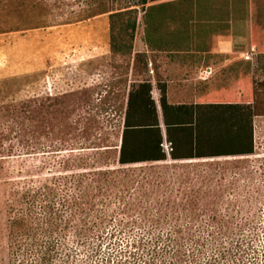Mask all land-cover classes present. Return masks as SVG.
Returning a JSON list of instances; mask_svg holds the SVG:
<instances>
[{
  "label": "rangeland",
  "instance_id": "1",
  "mask_svg": "<svg viewBox=\"0 0 264 264\" xmlns=\"http://www.w3.org/2000/svg\"><path fill=\"white\" fill-rule=\"evenodd\" d=\"M21 1L24 17L34 19L40 13L46 14L52 25L7 31L13 21L6 13L5 0H0V144L31 143L32 138L36 141L33 143H39L41 149H29L28 152L34 154L24 157L26 165L40 166L34 174L51 172L59 175L120 167L121 172L127 171L130 177L150 183L145 186L146 199L142 200L141 206L152 205L151 211L156 204L197 207V216L189 212L179 213L177 222L183 226L180 231L173 232L181 244L179 250L185 260L182 264H197L192 261L190 243V239L196 237L209 241L215 237L221 239L228 252L224 261L218 260L214 264H262L264 115L253 121V155L212 158L193 164L171 160L123 167L118 164L126 95L131 82L139 75L145 77L152 71L158 73L157 65L166 59L184 56L196 44H206L213 41L215 35H223L209 31L206 23L212 19L208 14L212 5L210 0H162L148 3L144 8L138 4L139 0ZM263 2L231 0L229 4L234 17L238 12L247 11L253 27L257 25L259 28V8ZM159 3H164V7L152 12L148 18L146 8ZM218 3L225 4L222 0ZM102 7L114 11H137L133 42L147 60H152L153 65L148 63V70L139 63L133 70L132 59L111 53L110 11L82 21L77 20L79 17L66 21L71 16L95 13ZM147 19L158 26V35L154 37H160L162 50H152L145 41ZM251 44H254L253 40ZM255 47L259 52V46ZM254 69L257 112L264 114V80H260L258 68L254 66ZM19 131L21 133L17 134ZM10 166L14 171L10 176L18 175L15 169L18 165L10 162ZM2 178L0 175V184ZM4 198L3 186H0V264H8V215ZM176 217L164 218L170 221L168 225L163 230H155L140 224V220H144L140 215H118L107 231H111L120 219L137 224L131 223V228L104 240L99 259L142 236L146 244L157 234L166 237L169 231L166 227L173 226L174 229ZM221 221L229 222L234 228L238 225L237 230L233 234L220 230L217 222ZM187 226L192 229L186 230ZM74 248L79 258L88 251L80 246L74 245ZM140 249L137 245L128 247L131 252H145ZM211 254L216 252L206 246L204 255H198L206 259ZM161 256L164 258H153L154 264H179L172 250Z\"/></svg>",
  "mask_w": 264,
  "mask_h": 264
},
{
  "label": "trees",
  "instance_id": "2",
  "mask_svg": "<svg viewBox=\"0 0 264 264\" xmlns=\"http://www.w3.org/2000/svg\"><path fill=\"white\" fill-rule=\"evenodd\" d=\"M159 1L162 0H139L138 4L144 8L148 3ZM164 5L152 4L146 8L145 14L149 18L152 12L158 11ZM22 7L21 0H5V9L8 11L6 13L13 21L7 31L52 25L46 14L40 13L34 19L24 17ZM109 11L111 53L132 59L133 70L138 63L148 70L149 60L142 51L135 48L133 42L137 28L135 9L114 11L102 7L95 13L71 16L66 21L77 17L78 21H82ZM147 23L145 41L148 47L152 50H162L160 37H154L158 35V26L151 24L149 19ZM253 43V46L264 48L262 32L257 25L253 27ZM157 86L160 89L159 102L165 136L151 96V82L147 79L138 83L131 82L126 95L118 147V164L121 167L168 160L193 164L212 158L254 154L253 121L255 117L264 115L257 112L255 92L251 94L253 102L248 104L217 102L209 105H172L167 101L165 86L159 82ZM33 142L36 141L32 138L31 143L21 144L19 141L18 145L0 144V175L3 176L0 186H3L4 204L8 215V264H141L147 255L151 256L142 263L154 264V257L164 258L161 255L169 250L176 255L175 259L179 264L185 262L179 250V238L174 237L173 232L180 231L179 228L183 226H179L177 222L179 213L189 212L197 216V207L156 204L151 211L149 209L152 205L141 206L146 199L145 186L150 183L130 177L127 171L121 172L120 167L89 172L71 171L59 175L51 172L34 174L40 166L26 165L24 159L34 154L28 152L29 149H41L39 143ZM164 142L170 143L169 154L165 152ZM10 162L18 165L15 168L18 175L10 176L14 173ZM23 171L26 174L22 175ZM123 214L130 217L140 215L144 219L140 220V224L155 230H163L165 225H168L170 221L164 218L177 217L174 229L173 226L166 227V231L169 230L166 237L157 234L146 244L142 236L127 243L124 248H116V253H107L99 259L104 240L112 239L116 234L131 228V223L137 224L120 219L111 231H107L112 221ZM213 220L216 221L215 216ZM217 223L220 230H227L232 234L238 226L234 228V225L226 221ZM191 226H187L186 230H191ZM171 229L173 231H170ZM232 241L233 239L230 241L231 245ZM236 241L239 242L240 239L237 238ZM190 243L192 261L197 264H214L223 260L228 252L217 237L211 241L196 237L190 239ZM74 245L82 249L84 247L88 251L83 252L85 255L79 258L75 248L73 249ZM136 245L145 251L144 256L137 250H128L129 246ZM206 246H210L216 254L203 259L198 254L203 256ZM141 257L143 259H140Z\"/></svg>",
  "mask_w": 264,
  "mask_h": 264
},
{
  "label": "crops",
  "instance_id": "3",
  "mask_svg": "<svg viewBox=\"0 0 264 264\" xmlns=\"http://www.w3.org/2000/svg\"><path fill=\"white\" fill-rule=\"evenodd\" d=\"M208 14L212 17L206 23L209 31L223 35L206 44L198 43L184 56L166 59L154 71L138 76L134 83L151 82V96L155 102L163 135L165 129L159 102L160 89L157 82L166 88L168 103L172 105H209L217 102L248 104L253 102V76L259 70L260 80H264V48L257 51V62L244 58L250 51L253 40V23L247 11L233 12L231 0H210ZM221 6V7H220ZM235 11V10H234ZM259 27L264 39V2L259 8ZM259 61V62H258ZM152 62L149 59V65ZM152 70V69H150Z\"/></svg>",
  "mask_w": 264,
  "mask_h": 264
},
{
  "label": "built area",
  "instance_id": "4",
  "mask_svg": "<svg viewBox=\"0 0 264 264\" xmlns=\"http://www.w3.org/2000/svg\"><path fill=\"white\" fill-rule=\"evenodd\" d=\"M244 58L246 60H249V61L253 62V63H256L257 62V50H256V47L255 46H251L250 51L247 52L244 55ZM163 147L165 149V152L167 154H169V151L171 150L170 143L164 142Z\"/></svg>",
  "mask_w": 264,
  "mask_h": 264
},
{
  "label": "bare ground",
  "instance_id": "5",
  "mask_svg": "<svg viewBox=\"0 0 264 264\" xmlns=\"http://www.w3.org/2000/svg\"><path fill=\"white\" fill-rule=\"evenodd\" d=\"M195 161V160H194Z\"/></svg>",
  "mask_w": 264,
  "mask_h": 264
}]
</instances>
